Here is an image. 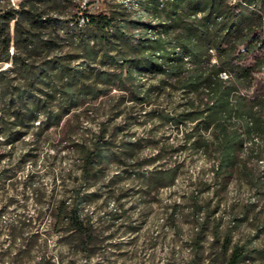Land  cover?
I'll list each match as a JSON object with an SVG mask.
<instances>
[{"label": "rangeland", "instance_id": "rangeland-1", "mask_svg": "<svg viewBox=\"0 0 264 264\" xmlns=\"http://www.w3.org/2000/svg\"><path fill=\"white\" fill-rule=\"evenodd\" d=\"M20 1L0 0V11ZM141 1L64 0L61 8L68 18L78 7L108 15L139 33L150 20ZM12 28L13 22L11 35ZM60 35L62 57L82 73L73 89L86 96L61 108L56 84L49 102L38 97L36 117L21 120L23 126L10 118L4 133L0 118V169L11 176L0 186V264H224L225 236L229 248L245 245L239 264H264V153L254 158L244 138L236 163L216 170L213 148L187 137L192 123L175 126L159 116L184 101L182 91L144 74L93 98L89 88L106 89L95 85L96 74L116 68L117 50L87 61L73 35ZM145 90L150 103L132 100ZM48 103L61 114L58 123L47 120ZM100 124L108 147L83 175L77 144L89 142ZM199 134L212 139L209 129ZM173 164L179 165L174 181L151 188L150 171ZM73 203L90 225L85 250L65 222L63 207Z\"/></svg>", "mask_w": 264, "mask_h": 264}, {"label": "trees", "instance_id": "trees-1", "mask_svg": "<svg viewBox=\"0 0 264 264\" xmlns=\"http://www.w3.org/2000/svg\"><path fill=\"white\" fill-rule=\"evenodd\" d=\"M63 1L21 0L17 9L0 11V118L4 133L11 127L10 118L19 119L16 125L23 126L21 120L36 117L38 97L49 102L55 93L51 87L56 84L61 108L84 102L86 91L73 89L82 73L59 51L62 33L77 39L87 61L95 59L98 51L104 56L117 50V56L111 57L116 68L96 74L95 85L107 87L100 91L90 87L93 98L122 80L153 75L160 86H173L184 93V101L161 110L160 118L175 126L192 123L187 137L198 146L213 148L216 170L236 163L244 138L251 140L248 150L254 158L263 156L259 141H264V0H143L141 6L150 20L141 23L139 33L123 30L108 15H93L79 7L68 18L62 12ZM132 100L150 103L149 91L135 92ZM47 105V120L58 123L61 114ZM102 126L89 142L77 144L83 175L90 174L94 161L101 159L108 147ZM200 128L211 130L212 139L200 135ZM17 133L22 134L20 130ZM178 168L173 164L150 171L151 188L172 183ZM9 178L8 169H0V186ZM63 208L65 222L79 233L85 250L90 225L78 212V204ZM229 244L230 238L225 236L224 252L230 249V253L224 264H239L246 247L233 244L229 248Z\"/></svg>", "mask_w": 264, "mask_h": 264}, {"label": "built area", "instance_id": "built-area-1", "mask_svg": "<svg viewBox=\"0 0 264 264\" xmlns=\"http://www.w3.org/2000/svg\"><path fill=\"white\" fill-rule=\"evenodd\" d=\"M221 75H226L225 73H222Z\"/></svg>", "mask_w": 264, "mask_h": 264}]
</instances>
